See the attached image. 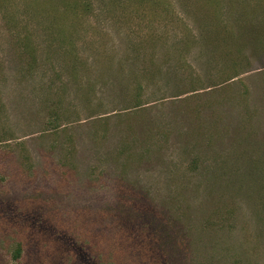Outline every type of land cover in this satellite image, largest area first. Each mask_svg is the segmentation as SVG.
<instances>
[{"label":"rangeland","instance_id":"1","mask_svg":"<svg viewBox=\"0 0 264 264\" xmlns=\"http://www.w3.org/2000/svg\"><path fill=\"white\" fill-rule=\"evenodd\" d=\"M0 264H264V0H0Z\"/></svg>","mask_w":264,"mask_h":264},{"label":"trees","instance_id":"2","mask_svg":"<svg viewBox=\"0 0 264 264\" xmlns=\"http://www.w3.org/2000/svg\"><path fill=\"white\" fill-rule=\"evenodd\" d=\"M160 69L161 68H159V69L151 68L150 69V67H146V68L142 69V71L141 70H138L140 72L133 73V77L134 78H135V76H136V78L139 76V79H138L139 81H137L138 84H137L136 88H134L132 90H135L136 89L138 92H143L144 89L146 90L147 87H148V83L142 81V75L144 74L147 77L150 76V78H154L156 72L159 71ZM169 69L172 70V71H174V72H169V71L164 70V74L165 75L175 74L176 73V71L174 70L175 69L174 67H171V68L169 67ZM145 90H144V92H145ZM125 91H126V93H128V92L131 91V88L130 87H128V88L126 87ZM130 100L133 101V106L132 107H138V108H140V107H144V104H145L144 102H145L146 99L142 98V96L139 93H136V95H134V98H130ZM20 254H21V248L19 247L17 249V251H16V256H18Z\"/></svg>","mask_w":264,"mask_h":264}]
</instances>
